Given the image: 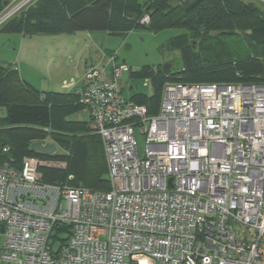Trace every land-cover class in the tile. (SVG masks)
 Segmentation results:
<instances>
[{
    "label": "built area",
    "instance_id": "built-area-1",
    "mask_svg": "<svg viewBox=\"0 0 264 264\" xmlns=\"http://www.w3.org/2000/svg\"><path fill=\"white\" fill-rule=\"evenodd\" d=\"M115 61L106 80L87 61L77 91L109 189L42 182L36 157L1 164L0 264H264V85L166 82L148 114Z\"/></svg>",
    "mask_w": 264,
    "mask_h": 264
},
{
    "label": "trees",
    "instance_id": "trees-1",
    "mask_svg": "<svg viewBox=\"0 0 264 264\" xmlns=\"http://www.w3.org/2000/svg\"><path fill=\"white\" fill-rule=\"evenodd\" d=\"M9 2L0 0V14ZM146 15L148 23H140ZM138 27L182 30L168 40L180 52L178 72L143 65L136 73L152 79V95L130 99L148 114L157 112L166 82L264 85V9L249 1L30 0L0 24V30L25 36L81 30L123 35ZM83 107L78 92L39 90L21 79L12 64H0V165L19 170L24 157L58 161L64 168L38 167L42 182L108 190L101 139L88 121L65 120ZM33 141L56 142L64 152L32 151Z\"/></svg>",
    "mask_w": 264,
    "mask_h": 264
},
{
    "label": "rangeland",
    "instance_id": "rangeland-1",
    "mask_svg": "<svg viewBox=\"0 0 264 264\" xmlns=\"http://www.w3.org/2000/svg\"><path fill=\"white\" fill-rule=\"evenodd\" d=\"M22 1L10 0L2 13L13 10ZM244 1L252 2L264 9V2L261 0ZM181 32V29L173 27L157 31L138 27L123 35L105 34L106 42L104 40H100V42L102 47L109 51L107 58L114 53L116 55L115 62L117 64L124 63L129 68L116 80L118 89L125 99L130 100L137 95L149 97L153 94L152 79L149 76L136 74L143 65L162 69L164 65L168 64L170 73L180 70V52L171 49L168 46V40ZM78 34L84 36L85 40L75 41L73 46L69 47V44H65L60 39L53 40L34 35L24 39L20 32L0 30V64L14 63L15 67L19 68V76L28 79L27 81L37 89H45L53 82L54 89L57 91L70 90L74 83L80 85V79L83 80V62L85 59L91 61L89 56L91 49L97 48L89 41L87 34L90 33L80 31ZM93 63L96 64V61L94 60ZM99 66L109 72L111 62L107 64L104 62ZM1 114H3L2 109H0ZM86 119L87 110L85 108L67 114L65 117L67 121H84ZM135 139L138 151L142 154L144 137L138 129L135 130ZM48 140L50 141V139ZM55 144L57 152H64L60 145L56 142ZM41 166L64 168V163L49 160L42 161ZM103 177L107 179V174ZM132 261L137 264H155L154 260L145 254H135Z\"/></svg>",
    "mask_w": 264,
    "mask_h": 264
},
{
    "label": "crops",
    "instance_id": "crops-1",
    "mask_svg": "<svg viewBox=\"0 0 264 264\" xmlns=\"http://www.w3.org/2000/svg\"><path fill=\"white\" fill-rule=\"evenodd\" d=\"M79 32L80 31H74L71 33H58V34H34V36L47 37V38L53 39V40L60 39V40L64 41L65 44H69L70 45L69 47H72L73 44L75 43V41L76 42H78V41L82 42V40H85L84 36H82L81 34H78ZM86 32L90 33L87 35L89 36V41L91 42V44L94 46H97V48L91 49V52H90L91 54H89L90 60L92 63L95 60L96 64H94V63L93 64L96 65L98 68H102L99 65H102L104 62L106 64L108 63L109 58H107V54L109 53V51L107 49H105L104 47H102L100 40H104L106 42L105 34H108V33L104 32V31H99V32L98 31H86ZM21 35L24 39H26L25 37H28V36L23 35L22 33H21ZM92 59H93V61H92ZM86 60L87 59H85V61L83 62V69L85 66L84 63L87 62ZM12 65L15 67L14 63ZM17 71H19V68L17 69ZM18 74H19V72H18ZM20 78L23 79L24 81L28 82L27 81L28 79H26L25 77L20 76ZM102 78L105 80L110 78L109 72H106V70H105ZM80 82H81L80 85H77V83L76 84L74 83L73 84L74 86H72L73 88L70 90H67V91H57V89H54V83L53 82L48 87H46L45 89H39V90L72 93V92H77L78 90L83 88V80L80 79ZM28 83L31 84L30 82H28ZM83 108H85L87 110V119L85 121H88V117H89L88 109L86 107H83Z\"/></svg>",
    "mask_w": 264,
    "mask_h": 264
},
{
    "label": "water",
    "instance_id": "water-1",
    "mask_svg": "<svg viewBox=\"0 0 264 264\" xmlns=\"http://www.w3.org/2000/svg\"><path fill=\"white\" fill-rule=\"evenodd\" d=\"M169 70V65L166 64L162 67V72L167 73ZM29 149L32 151H37L45 154L52 155L57 151V145L54 142H40V141H33Z\"/></svg>",
    "mask_w": 264,
    "mask_h": 264
},
{
    "label": "bare ground",
    "instance_id": "bare-ground-1",
    "mask_svg": "<svg viewBox=\"0 0 264 264\" xmlns=\"http://www.w3.org/2000/svg\"><path fill=\"white\" fill-rule=\"evenodd\" d=\"M19 10V9H18Z\"/></svg>",
    "mask_w": 264,
    "mask_h": 264
}]
</instances>
